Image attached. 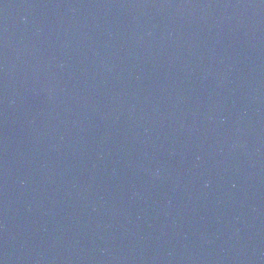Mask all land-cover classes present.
<instances>
[{
    "label": "water",
    "instance_id": "water-1",
    "mask_svg": "<svg viewBox=\"0 0 264 264\" xmlns=\"http://www.w3.org/2000/svg\"><path fill=\"white\" fill-rule=\"evenodd\" d=\"M0 264H264V0H0Z\"/></svg>",
    "mask_w": 264,
    "mask_h": 264
}]
</instances>
